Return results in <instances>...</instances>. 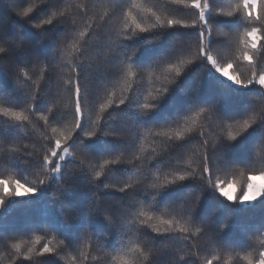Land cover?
Masks as SVG:
<instances>
[{
    "label": "snow or ice",
    "instance_id": "snow-or-ice-1",
    "mask_svg": "<svg viewBox=\"0 0 264 264\" xmlns=\"http://www.w3.org/2000/svg\"><path fill=\"white\" fill-rule=\"evenodd\" d=\"M59 0L49 5L46 18L40 19L38 22L32 24L35 30L27 37L21 36L19 33H9L6 27L0 26V74L7 73L17 83L27 84L31 79L29 66L35 68L37 65H44L41 69L43 76L47 77V85L49 91L43 93V85H39L35 89H12L10 96H14L16 103L9 107H0V115L9 117L13 121L18 122L11 126L10 135H14L16 129L24 122L33 123L32 115L38 113V109L43 107L47 100L51 97V89L58 85V81L53 77L56 75V59L59 48L52 52L42 51L40 45L48 42L49 45H59L66 41L67 46L74 50L78 55L75 59L70 60L67 68L69 72V79L64 80V86L69 93V107L72 112L73 123L71 127L66 130H61L57 125L63 121V114L53 104L52 107L47 108L46 113H39L38 119L44 122L45 128H51L52 136H44L47 141L42 159L37 156V163H40L48 170L49 177L55 178L57 181L63 180L65 175H71L73 182L78 179H86V173L80 167L74 172L67 173L65 164L75 163L77 159L80 165H84L89 156L97 155L100 151L94 150L88 141L99 139L96 131L85 130L86 117L85 107L90 103L91 99L97 96L101 90L107 95V99L99 104V112L105 113L110 111L115 105L116 108L122 106L128 109H136L132 116H129L133 122H143L142 119H137V116L144 117L151 113L164 99L162 97H153L152 101L140 102V97L137 94L135 98L129 93L122 96L118 101H114L115 96V82L122 78L124 84L123 91L127 92L133 89V77L137 72H142L143 69L134 70V65H138L134 60L138 48L144 44H150L153 41H161L166 34H170L171 40L168 39L160 53L151 58L146 66L161 67L166 73H174L175 77H180L186 65L191 64L192 60L179 59L178 57L183 51H190L191 46H195V55L193 59L197 60L203 66H211L215 72L227 80L232 81L233 84L241 88H251V92H255L260 98L261 104L257 108L255 104H250L247 110L257 112L260 116L259 121L254 119H244L237 130L227 132V137L217 135L216 142L210 140L208 131L204 126L198 130L192 126L180 127L174 131L157 133L159 136H166L168 139L164 142V147L161 152L155 153L154 156L148 157L152 162L146 165L148 171L144 174L145 180L152 174V164H155L157 170L168 171L163 183L157 185L150 183L143 191L140 190V183H124L123 186H118L117 183L104 184V188H115L119 193L125 194L120 197L117 205L103 209L100 207L89 206L83 208L81 212L79 209L72 208V214L64 215L63 221L65 223H72L81 217L85 218V223L81 224L78 232L71 236H65L67 244L63 249H58L50 246L49 243H43V246L38 250L33 247H28L27 252L22 250V242H15L8 245L4 243L6 249L9 251L8 264H23V261L17 259L23 254L26 260H33L34 257L45 258L46 264H58V261L51 259L52 257L61 256L67 248L75 250L79 247L81 239L87 234V228H91L87 223L88 218L103 216L105 224L103 228L96 230L99 235L103 237L104 233L111 236H121L118 227V217L132 215V209L135 207L138 197H142L143 201H147L158 208L159 202L156 197L160 196L162 192L170 187L182 184L187 181L204 182L210 186L214 192H218L228 201L239 202L243 205L244 202L254 201L257 197L264 196V187L258 189V193L251 199H241L250 185L253 184L256 176L250 175L246 185L240 187V195L234 194L231 198L228 197L224 182L216 180L213 182V175L215 172L222 171L232 166L236 161L229 159L226 155L231 147V142L236 141L238 137L245 134L250 128L259 127L260 141L264 143V54L256 55L258 45L264 48V0H236L235 3L228 6L225 10L223 6L218 5L217 0H167V5L176 6V9L182 11L184 14L177 15L176 11L169 10L165 6L164 13L156 10V6H144L137 3L129 4V0H105L108 11L103 14H98L94 11L96 8V0H76L74 5L76 13L80 18V24L73 21L69 24L66 20V11H62L56 4ZM91 4V8L90 5ZM73 7L72 4H65L64 8L67 10ZM34 6L24 7L22 9L11 8V14L17 16L18 19L31 21L33 17ZM91 13V14H90ZM218 17H232L237 18L238 23L235 25L238 33V55L235 58L229 57L226 59L221 56L219 49H214V45H222L229 47L228 41H218L216 35L218 33V24L215 22ZM151 18V22L148 19ZM63 24V28L60 25ZM122 24V29L119 26ZM242 26V31L240 28ZM179 30L184 31L186 35L190 36L189 41L179 39L180 35L175 34ZM159 34H156V33ZM222 34V33H220ZM123 39H120V37ZM147 37V38H146ZM134 38L140 39V44L136 45V49L129 54V45L132 44ZM243 60L248 62L249 73L238 74L233 64ZM176 61V62H171ZM232 69V72H229ZM21 77L25 79L21 81ZM174 82V81H170ZM111 86V90H109ZM170 89L165 86L163 93L166 94ZM198 104L193 99H189L186 104L189 109ZM23 105V107H21ZM217 110V105H211ZM205 108H199L195 115L205 112ZM218 111V110H217ZM171 116L164 119V123L171 122ZM232 119L231 116L227 117ZM115 121L118 118L113 116ZM220 119H223L222 117ZM195 123V121H193ZM94 125H100L101 119L97 115ZM231 128V125H229ZM198 131V135H197ZM57 133H59L57 135ZM105 137L101 142H108V146L103 150L107 152L118 151L120 155L115 158H106L99 164L100 170L94 171V178L89 180L90 184L97 186L101 182L102 177H106L109 172L113 176L117 174H128L132 169L124 168L121 173V167L125 161L121 159L124 152L130 150L132 147L131 141L125 143L123 147H112L120 142L128 140V133L119 124L109 125L106 130L102 132ZM111 137V141L107 138ZM132 139H135L133 134ZM195 142V154L197 156V166L192 170H182L179 168V157L184 151L191 150L192 142ZM8 142L7 138L4 140ZM74 146L79 155H73L69 151V146ZM18 152L19 149H15ZM32 153L27 151L25 145V156H31ZM84 158L81 159L80 157ZM71 157V159H68ZM138 157L128 160V165L135 166ZM15 161L18 164L21 161L19 155L15 156ZM241 163H254L251 158ZM259 176H264V170L259 171ZM46 179H41L39 185H44ZM236 181H228L227 184H236ZM21 189L23 191H21ZM153 189V192H149ZM37 186H26L20 179H13L9 176L7 179H0V208L5 205L7 198L14 196H26L35 193ZM206 190V189H202ZM95 195V193H94ZM151 195V201L148 200ZM185 195H180L174 199L168 200L166 211L171 213L170 218H165L164 215H158L153 211L139 210L135 212L133 219L137 221L136 231L138 235L145 238V246L149 251H145V246L140 243H135L132 247L121 249L119 253L112 257L113 260L119 261V264H162L161 250L167 248L175 250L177 241L183 242V246L189 249H195L194 252H189L186 256L175 254L169 258L166 264H196V259H199L198 253L208 252L211 245L219 246L221 241V234L216 231L209 236L208 241L200 243L195 239L196 233H201V228H195V232H191L189 228V221L196 219L195 208L185 207ZM64 211L63 207L60 209ZM179 217V218H178ZM184 220L182 223L181 220ZM201 223L206 227L210 224L207 217H202ZM264 227V224H261ZM53 231L62 234L59 229L48 225ZM81 229H84L81 232ZM147 229H151L152 236ZM177 230L179 236L177 235ZM122 238V237H121ZM42 237L36 235L35 242H40ZM2 241V238H0ZM61 243H64L61 241ZM101 248H107V242L100 245ZM91 248L85 254L81 252L79 257L73 256L72 259L78 264H87L91 256ZM196 257V259H193ZM96 264H101L99 257H91ZM247 264H264V248L258 252V258L254 259L252 253L244 256ZM220 257L213 255L211 258L204 257V264H219Z\"/></svg>",
    "mask_w": 264,
    "mask_h": 264
},
{
    "label": "trees",
    "instance_id": "trees-1",
    "mask_svg": "<svg viewBox=\"0 0 264 264\" xmlns=\"http://www.w3.org/2000/svg\"><path fill=\"white\" fill-rule=\"evenodd\" d=\"M53 2L54 0H0V26L6 27L10 34L19 33L21 36L27 37L35 31L32 24L46 18L49 9L45 4L51 5ZM133 2L144 6L155 5L156 10L161 13H164L167 5V0H129V4ZM235 2L236 0H217L218 5L223 6L225 10H228V6ZM69 3L73 7L66 10L64 5ZM75 3L76 0H59V3L56 4V7L66 11V20L69 24L73 21L80 24V18L74 7ZM96 5L94 9L96 13L103 14L108 11L105 0H96ZM28 6H34L33 13H30L33 17L31 21L18 19L10 12L11 8L22 9ZM89 6L91 8V4ZM167 6L169 10L176 11L177 15L182 16L184 14L176 9V6ZM148 22H151V18L148 19ZM215 22L219 25L216 39L218 41H228L230 46L214 45V49H219L225 61L229 57L235 58L239 49L238 33L235 27L239 22L238 19L218 17ZM60 27L63 28V24ZM119 29L123 30L122 24ZM242 30L241 26L240 31ZM184 31L187 30H179L175 34L180 35L179 39L189 41L191 44L190 36L186 35ZM120 39H123V37L121 36ZM168 39L171 40L170 34H166L161 41H153L138 48L134 60L139 64L134 65V70L143 69V71H138L137 75L133 77V89L127 92L123 91L122 78L115 82L114 101H118L119 98L129 93L133 95V98L138 94L141 103L145 100L151 102L153 97L160 98L165 95L161 103L151 113L144 117L137 116V119H142L147 123H134V117L133 120H130L129 116H132L138 110L128 109L125 106L116 108L113 105L112 110L100 113L99 104L107 99V95L103 90L93 97L85 107V130L96 131L99 137V139L90 140L88 143L94 150L100 149V151L97 155L89 156L84 165H80L79 159L75 163L65 164L67 173L74 172L78 167L86 173V179H78L75 182H73L71 175H65V178L60 181L49 177L48 170L36 161L37 156L42 159L47 144L44 136L53 135L51 128H45L44 122L38 119V114L46 113L47 108L55 104L64 117L63 121L57 126L61 130H66L73 123L72 112L69 107V93L63 82L69 79L67 68L69 61L75 59L78 54L67 46L66 41L59 45H49L48 42L40 45L42 51L49 53L59 48L54 61L56 75L53 77L54 80L58 81V85L51 89V97L43 107L38 109V113L32 115L33 123L24 122L16 129L14 135H10L8 130L18 122L0 115V179H7L11 176L13 179H20L26 186H37L35 193L7 198L5 205L0 208V238H2V241H0V264H8L9 251H14L6 249L3 246L4 243L10 245L11 243L22 242L23 252H27L28 247L38 250L43 246V243H49L54 248L63 249L64 245L67 244L65 236L77 233L80 225L85 223V218L82 215L72 223H65L62 220L64 215L72 214L70 206L79 209L81 212L83 208L86 209L89 206L107 209L117 205L120 197L125 195L117 192L115 188L105 189L104 184L117 183L118 186L122 187L124 183H140V190L143 191L150 183L157 185L163 183L170 170H157L156 165L152 164V174L147 180H145L144 175L148 171L146 165L152 163L148 157L161 152L164 142L168 139V137L159 136L157 133L167 131L174 133L178 128L187 126H192L198 130L201 126H204L214 146L217 135L226 138L227 132L237 130L244 119L259 121L260 116L257 112L245 110L250 104H255L257 108L260 107L261 101L257 94L251 92V88L245 89L233 84L232 81L215 72V69L211 68L210 65L205 67L198 63L197 60L193 59L196 51L194 45L191 46L190 51H183L178 57L179 59L192 60L191 64L185 66L180 77H175L174 73L164 72L162 66H146L151 58L160 53ZM139 44L140 39L134 38L132 44L129 45V54ZM261 54H264V48H260L258 45L256 55L260 56ZM44 67L42 64L37 65L35 68L29 66L31 79L28 80L27 84L17 83L7 73L0 74V107H9L16 103L15 97L10 96L14 87L35 89L39 83V85L44 86L43 93L46 94L50 86L47 85V77L41 73V69ZM233 67L238 74H248L250 71L248 62L243 60L234 63ZM229 72L231 73L232 69H229ZM20 79L22 81L25 78L21 77ZM170 81L174 82L170 83ZM165 86L170 89L166 94L163 93ZM109 90H111V86ZM190 98L198 102L191 109L186 105ZM214 103H216L218 111L211 106ZM199 108H205L206 110L197 116L195 113ZM97 115L101 119L100 125L93 124ZM113 116L118 119L114 121ZM170 116L172 117L171 122L164 123L163 120ZM229 116L232 119H228ZM221 117L223 119H220ZM112 124H119L128 133L127 141L120 142L116 146L113 143L111 146L123 147L125 143L131 141V149L125 151L121 157L125 161L121 167V173L124 168L132 169V171L128 174H117L116 176L109 172L106 177L101 178L98 186L90 184L88 181L94 178L95 170H100L99 164L103 159L115 158L120 155L118 151L107 152L103 150L104 147L108 146V142H101L105 139L102 132ZM229 125H231V128H229ZM133 134H135L134 140L132 139ZM5 138L8 140L7 143L4 142ZM107 139L111 141V137ZM25 145H27V151L32 153L31 156H25ZM195 147L196 144L193 141L191 150L184 151L181 154L179 157L180 169L192 170L196 168ZM15 149H19V151L15 152ZM69 151L74 156L79 155L74 146L70 145ZM17 155L21 157L18 164L15 161ZM226 155L236 162L222 171L215 172L213 182L220 180L228 187L227 182L234 180L237 183L233 184L232 187L235 194L240 195L242 194L240 193V187L246 185L248 177L250 175L259 176V171L264 170V143L260 141L259 127L250 128L236 141L231 142V147ZM133 157L139 158L134 167L126 163ZM80 158L83 159L84 157L81 156ZM248 158H251L254 163H241V161H246ZM68 159H71V157ZM41 179H46L44 185H39ZM153 191V189H149L150 193ZM182 194L186 196L184 206L194 207L196 210V219L188 222L190 231L194 233L197 227L202 230L201 233L195 234V239L200 243H204L216 231L221 234L222 243L219 246L213 244L208 252L198 253L199 259L193 257V259H196V264H204V257L211 258L213 255L220 257L219 264H247L244 256L248 253H252L254 259L258 258L259 250L264 248V227H261V224H264V196L257 197L256 200L241 205L238 201H228L218 192H214L205 180L204 182L187 181L168 188L156 197V201L159 202L158 208L153 207L147 201H143L142 197H138V202L132 209V215L118 217L121 236L113 235L109 238V234L104 233L102 237L96 230L103 228L106 222L104 217L88 218L87 223L91 228H87V234L82 237L79 247L75 250L72 248L65 249L60 254L64 257L63 259L60 256L51 259L57 260L58 264H78L72 257H79L81 252L87 254L91 248V256L87 264H96V261L91 259L93 256L99 257L101 264H119V261L113 260L112 257L117 255L121 249L132 247L135 243L145 246L144 236L138 235L136 231L137 221L133 219L135 212L139 210L153 211L158 215H164L166 219L170 218L171 213L166 211L168 200ZM148 200L151 201V195ZM61 207L64 209L63 212L60 211ZM202 217H207L210 221L207 227L201 223L200 218ZM181 222L183 223L184 220L182 219ZM48 225L59 229L62 234L48 228ZM83 231L84 229H81V232ZM147 231L152 236L156 235L151 233V229H147ZM36 235L41 236L42 240L34 243ZM177 235L179 236L178 230ZM61 241L64 243H61ZM105 242L109 247L101 248L100 245ZM145 251H149L147 246H145ZM194 251L195 249L184 247L183 242L178 240L175 250L167 248L161 250L162 264H166L169 258L175 254L186 256L189 252ZM17 259L23 261V264H46L43 257H34L33 260L29 261L21 254Z\"/></svg>",
    "mask_w": 264,
    "mask_h": 264
},
{
    "label": "clouds",
    "instance_id": "clouds-1",
    "mask_svg": "<svg viewBox=\"0 0 264 264\" xmlns=\"http://www.w3.org/2000/svg\"><path fill=\"white\" fill-rule=\"evenodd\" d=\"M260 179L264 181V176L255 177L254 180ZM264 187V183H253L250 185L249 189L245 191L241 199L248 200L251 199L254 195L258 193V189ZM228 197L231 198L235 194V190L233 189L232 185L229 184L228 187L225 189Z\"/></svg>",
    "mask_w": 264,
    "mask_h": 264
},
{
    "label": "rangeland",
    "instance_id": "rangeland-1",
    "mask_svg": "<svg viewBox=\"0 0 264 264\" xmlns=\"http://www.w3.org/2000/svg\"><path fill=\"white\" fill-rule=\"evenodd\" d=\"M256 177H260V176H256ZM254 183H264V181L260 180V179H257V180H254L253 181ZM22 191V190H21ZM248 202H252V201H248ZM246 203V202H244Z\"/></svg>",
    "mask_w": 264,
    "mask_h": 264
}]
</instances>
